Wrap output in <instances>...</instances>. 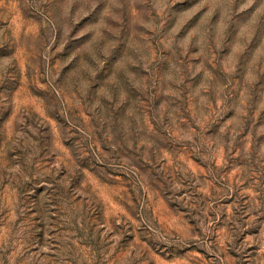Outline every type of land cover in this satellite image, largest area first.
Wrapping results in <instances>:
<instances>
[{
	"label": "rangeland",
	"instance_id": "374dc122",
	"mask_svg": "<svg viewBox=\"0 0 264 264\" xmlns=\"http://www.w3.org/2000/svg\"><path fill=\"white\" fill-rule=\"evenodd\" d=\"M0 264H264V0H0Z\"/></svg>",
	"mask_w": 264,
	"mask_h": 264
}]
</instances>
